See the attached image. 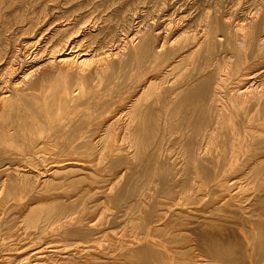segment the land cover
<instances>
[{
    "label": "bare ground",
    "instance_id": "bare-ground-1",
    "mask_svg": "<svg viewBox=\"0 0 264 264\" xmlns=\"http://www.w3.org/2000/svg\"><path fill=\"white\" fill-rule=\"evenodd\" d=\"M42 3L0 0V264H168L158 234L243 214L264 261V14L250 27L209 10L171 40L144 29L91 56L65 55L81 42L61 26L48 60L16 70L12 29L29 32ZM195 239L247 264L231 230Z\"/></svg>",
    "mask_w": 264,
    "mask_h": 264
},
{
    "label": "rangeland",
    "instance_id": "rangeland-1",
    "mask_svg": "<svg viewBox=\"0 0 264 264\" xmlns=\"http://www.w3.org/2000/svg\"><path fill=\"white\" fill-rule=\"evenodd\" d=\"M42 4H47V5L42 6V7L38 6L36 8L29 7L28 13L30 14V18L33 19V25L31 26L29 32L27 33L23 32L21 29H18L17 26H14V28L12 29V33H11L12 35L10 36L12 45H11V48L9 47L11 52L8 54V57L12 58L11 61L14 62L13 64L16 63L14 65L16 70H18L19 68V70L28 71L32 68L33 65L35 66L36 64L32 60L34 58V55L38 53L40 49H43V51L45 50L46 51L42 52L38 59L42 57L41 61L48 60L51 57L50 53L52 52L51 49L53 48L54 42H56L57 40L56 38L58 37V36L52 37V34H54L57 30H59L61 26L63 27L68 26V28L71 29V28H74L76 25V28H74L73 30L74 33L73 34L71 33L72 35H71L70 40L75 39L81 42L79 44L80 47L78 46V48L74 49V51H71V47H70L68 50H66V52L64 51L65 52L64 54L67 55L70 53L72 54L74 53V56H76L78 52L88 51L86 55L90 54L89 56H91V55L100 54L103 51L108 50L111 44L110 43L108 44L107 41L108 42L109 40L113 41V43H115L119 47L125 42V39L127 40V37H129L130 34L135 33V32L139 33L138 31L140 32L143 31L142 33H144L145 32L144 29L148 31V32L146 31L147 35L149 33L151 34L152 31L153 33H156L161 30L160 34L162 33L161 34L162 36L160 39H163V41L171 40L173 37H175V35L179 31L181 32V30L182 31L187 30L190 27V25L193 27V29L195 27L198 29V24H200V22L204 20L203 18V15L205 16L204 13H206L209 10H214L220 15L222 14L221 16L230 19L231 22L232 21L238 22L239 20L242 22L244 21L242 19L245 18L247 19L245 22L249 23L250 27L253 26L254 24H255L254 25L255 27L258 24H260L259 20L263 19L262 17L264 14V0H56L54 2H50V0L48 1L43 0ZM255 13H258V14L260 13V15L257 16V19L255 21L251 22L250 18ZM174 18L175 19L177 18L176 19L177 21L181 18V24H180L181 27L177 28L178 26H176L175 24L177 21ZM168 21L169 23H167ZM151 24H154V25L151 26ZM167 24H170V26L165 27L167 26ZM174 24L175 26H173ZM163 26L164 28H162ZM186 26L188 28H186ZM148 27L149 28L151 27L152 30L151 29L149 30ZM26 28L27 27H25V29ZM153 28L155 30H153ZM165 29H167L166 33H165ZM169 32H170V35H169ZM95 33L97 36L95 35ZM171 33H175V34L171 36L172 35ZM88 34H91L92 38L91 36H89L90 38L89 39ZM166 35H168V37ZM50 37L52 38V40L49 39ZM83 37H87V38H83ZM117 40L119 41V43ZM107 44L108 46H106ZM54 51L55 50H53V53L55 54ZM15 56L16 57L18 56L19 59H16ZM6 62H8L7 59H6ZM6 62L5 60L0 61V67H1L0 71H2L1 69L5 67ZM21 62L23 63V67H22ZM24 63L26 64V66ZM41 63L42 62H40V64ZM92 67L93 65H91V68ZM4 72L5 71H3L2 73L0 72V81L2 80L1 82H3V79L5 77L3 76ZM73 86H71L72 88H70V90L76 89V85H73ZM72 115L71 116L68 115L67 117H72ZM259 138H256L257 139L255 140L256 143L262 141L261 139L262 137L260 138V141H259ZM247 190L248 192L251 191L249 188ZM256 221H258V219H256L255 217L250 216L248 214H243L237 220L213 221L209 225L210 227H206V223L202 221L185 222V223H180L178 225V227H181L182 225L184 226L181 229V231L171 233L169 237L167 235L166 236V238L168 237L167 239H165L164 237L165 235L163 236V234L156 233L154 241L157 240L158 238L157 236L160 235L158 239L160 242L163 241V243H161L163 245L162 251L165 250L164 252L166 253L163 252V254H165L166 257L168 256V260H169L168 264H198L199 261L200 262L202 261L199 264H236V262L233 259L224 262V261L216 260L215 258H212L208 255L202 254L200 249L197 246L196 239H195V235L197 233L223 237L228 230H231L239 237V242L241 245V249L243 251L244 261L247 264H253V259H254V264H264V261H260L258 257H253L251 255V249H252L253 243H251V240L248 238L249 236L247 237V230L249 228V225L252 222H256ZM259 221L263 222L264 217H262L261 220ZM161 235L164 237L165 240H163V237H161ZM160 237L162 239H160ZM147 241L143 240L135 244L133 243V245L127 247L126 250L125 249L124 250L127 251L128 249V252H129L130 250L135 251L137 249L140 250L141 248H144V247H150L152 244L148 243L149 241L148 242ZM157 242L158 241H156V243ZM172 244L174 245V247L172 246ZM165 245L167 249H164L166 248ZM168 245L171 246L172 248L169 247ZM169 248H171V250ZM123 251H121L122 253L120 252L121 255L126 253V252L124 253ZM118 253L117 255L120 256L119 255L120 253L119 254ZM198 255H200L199 258H198ZM193 256H196L197 260ZM200 258H202L203 260L202 259L199 260ZM195 261L198 263H196ZM118 263L122 264L123 262L122 263L117 262V264ZM131 264H142V263L135 262Z\"/></svg>",
    "mask_w": 264,
    "mask_h": 264
}]
</instances>
